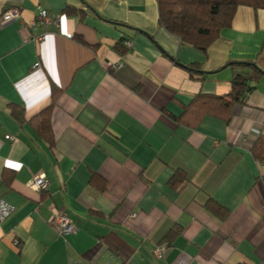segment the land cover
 Here are the masks:
<instances>
[{"label":"crops","instance_id":"1","mask_svg":"<svg viewBox=\"0 0 264 264\" xmlns=\"http://www.w3.org/2000/svg\"><path fill=\"white\" fill-rule=\"evenodd\" d=\"M159 17L157 0H0V264H264V73L229 113L208 99L234 62L264 72V8L239 6L206 52Z\"/></svg>","mask_w":264,"mask_h":264},{"label":"trees","instance_id":"2","mask_svg":"<svg viewBox=\"0 0 264 264\" xmlns=\"http://www.w3.org/2000/svg\"><path fill=\"white\" fill-rule=\"evenodd\" d=\"M159 4V23L169 32L179 36L182 41L204 52L219 37L221 30L230 27L239 6L248 5L255 9L264 8V0H157ZM65 15L78 13L77 9L67 6ZM235 74L232 89L225 97H208L217 101L226 112L232 105L243 102L244 93L252 89L250 82L263 74V70L253 62H234ZM59 92L55 89V95ZM213 102V104H215ZM52 106L36 118V129L45 138L52 136L50 115ZM253 154L264 160V136H260L253 147ZM3 175L0 176V180Z\"/></svg>","mask_w":264,"mask_h":264},{"label":"built area","instance_id":"3","mask_svg":"<svg viewBox=\"0 0 264 264\" xmlns=\"http://www.w3.org/2000/svg\"><path fill=\"white\" fill-rule=\"evenodd\" d=\"M22 18V10L20 7L13 6L9 7L3 12L2 19L4 21H10L13 19H21ZM59 19V18H58ZM56 21H59V20ZM55 22L48 12H43L36 20L29 23L31 29H37L39 26H43L45 28H50L51 25ZM44 36V35H43ZM42 38V36H41ZM38 39V37H36ZM127 45H130V42L127 41ZM122 63H118L115 67H120ZM33 185L39 189H48L50 185V181L45 176V174H40L34 177L32 180ZM15 210V206L6 200L0 197V224L7 219ZM53 221L60 227V233L63 235H69L77 232L76 226L71 222L68 216L64 213H56L53 217ZM164 249H157L156 254L158 257H161L164 253Z\"/></svg>","mask_w":264,"mask_h":264}]
</instances>
